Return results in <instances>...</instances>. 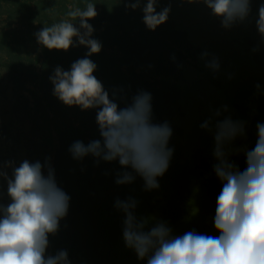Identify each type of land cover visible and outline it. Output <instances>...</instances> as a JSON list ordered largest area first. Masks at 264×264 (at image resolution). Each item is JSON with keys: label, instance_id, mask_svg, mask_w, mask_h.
Listing matches in <instances>:
<instances>
[{"label": "rangeland", "instance_id": "obj_1", "mask_svg": "<svg viewBox=\"0 0 264 264\" xmlns=\"http://www.w3.org/2000/svg\"><path fill=\"white\" fill-rule=\"evenodd\" d=\"M171 2L169 20L153 32L142 23L140 10H126L119 0H0V169L10 176L12 169L2 164L5 160L44 163L51 156L64 188L68 181L75 183V174L81 177V187L73 194L89 190L98 198L103 192L112 207L116 197L140 198L141 206L147 207L140 215L169 221L177 234L193 228L218 234L211 218L221 185L211 167L212 138L199 124L210 108L223 104L230 105L235 117L247 119L250 104H255L259 115L249 128V140L254 142L255 120L264 119V97L253 95L256 83L264 86V50L251 51L259 40L255 18L262 0H253L251 23L231 31L221 28L202 4ZM89 3L96 4L98 12L89 20L92 38L102 44L101 52L89 57L98 65L94 75L115 73L112 84L102 81L119 97L130 98L137 89L150 91L155 119L167 120L173 128L169 146L175 151L168 171L158 178L159 189L145 191L139 177L130 185H116L110 169L118 162L101 159L96 165L92 156L80 163L70 160L67 149L74 140L87 144L98 138L96 112L60 103L52 95L49 77L57 66L68 69L88 49L73 37L76 46L68 51L49 50L37 42L36 34L63 20L83 34L80 18L68 13L86 10ZM168 3L161 0V6ZM205 49L220 57L221 73L215 78L203 66L211 56L199 59ZM101 69L105 71L100 73ZM228 73L233 74L231 80ZM57 156L65 162L58 163ZM240 163L243 167L242 157ZM9 202L7 181L0 177V204ZM54 249L50 241L49 254L54 255ZM93 259V264H138L121 238L109 240Z\"/></svg>", "mask_w": 264, "mask_h": 264}, {"label": "clouds", "instance_id": "obj_2", "mask_svg": "<svg viewBox=\"0 0 264 264\" xmlns=\"http://www.w3.org/2000/svg\"><path fill=\"white\" fill-rule=\"evenodd\" d=\"M120 5L140 10L146 29L155 32L170 18L172 2L161 6V0H119ZM182 4L204 5L220 27L226 31L251 23L253 0H181ZM159 9V10H158ZM80 18L79 29L68 20L44 27L37 42L49 50L68 51L76 46L73 37L88 49L83 58L73 61L68 69L57 66L49 77L52 95L63 105L80 111L95 110L98 138L86 144L82 139L68 146L77 162L85 157L118 162L120 170L114 183L130 185L137 177L144 190L159 189L158 178L168 171L175 148L170 147L173 128L169 121L155 119L153 95L137 89L129 97H119L105 87L94 72L98 65L89 57L101 52L102 44L92 38L89 20L98 15L96 4L86 10L68 13ZM256 30L258 53L264 48V0L260 2ZM204 68L215 78L221 73L220 57L207 49L199 53ZM175 58V57H173ZM228 79L233 78L228 73ZM254 97H264V86L256 83ZM251 105L248 118L235 117L229 104L209 110L199 127L212 138L210 154L212 172L221 188L215 198L211 218L215 233L195 228L177 234L169 221L137 214L138 201L116 197L113 207L122 212L121 240L135 254L138 264H264V119L255 120V140H249L252 120L259 115ZM243 158V167L240 158ZM51 156L39 159L5 160L0 177L7 181L10 202L0 204V264H73L69 250L61 248L49 254L50 240L61 230V221L69 215L71 195L57 179ZM47 168V174H45ZM83 171V169H81Z\"/></svg>", "mask_w": 264, "mask_h": 264}, {"label": "trees", "instance_id": "obj_3", "mask_svg": "<svg viewBox=\"0 0 264 264\" xmlns=\"http://www.w3.org/2000/svg\"><path fill=\"white\" fill-rule=\"evenodd\" d=\"M104 71L101 69L100 73ZM115 78V73H109L105 76L99 74V79L108 84H112L116 80ZM62 160L63 158L57 156L56 161L58 163L65 162ZM70 160L73 162L71 157ZM65 169L66 167H62V171ZM110 170L116 175L120 166L115 165ZM74 178L75 183L68 181L69 186L65 187L71 195L69 215L61 221V230L58 235L54 238L50 235L49 238L54 244V254L57 250L66 248L69 250L73 264H93V256L98 254L101 246H105L109 240L118 241L121 238L120 222H122L123 213L114 210L110 202L105 199L106 196L103 192L99 193L97 199L92 197L89 190L82 191L80 194H73V189L79 190L81 187V177H77L75 174ZM137 201L136 211L140 215L142 211H146L147 207L141 206L140 198ZM88 245L93 247V251ZM90 252L92 258L88 257Z\"/></svg>", "mask_w": 264, "mask_h": 264}]
</instances>
